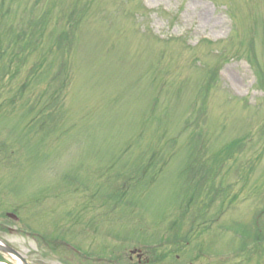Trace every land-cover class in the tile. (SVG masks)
<instances>
[{
	"label": "rangeland",
	"instance_id": "1",
	"mask_svg": "<svg viewBox=\"0 0 264 264\" xmlns=\"http://www.w3.org/2000/svg\"><path fill=\"white\" fill-rule=\"evenodd\" d=\"M263 30L264 0H0V240L26 264H264Z\"/></svg>",
	"mask_w": 264,
	"mask_h": 264
}]
</instances>
